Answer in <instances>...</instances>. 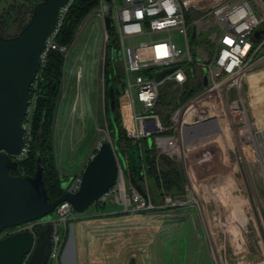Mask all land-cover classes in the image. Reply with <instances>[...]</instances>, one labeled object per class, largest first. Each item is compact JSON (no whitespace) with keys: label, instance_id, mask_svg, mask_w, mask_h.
<instances>
[{"label":"built area","instance_id":"1","mask_svg":"<svg viewBox=\"0 0 264 264\" xmlns=\"http://www.w3.org/2000/svg\"><path fill=\"white\" fill-rule=\"evenodd\" d=\"M65 8L66 5L59 11L58 19ZM90 18L98 20L101 27L96 61L100 75L108 61L121 68L119 118L132 145L142 139L152 149L155 158L163 157L179 165L184 180L181 188L192 197H198L194 184L201 175L225 172L217 165L224 153L227 159H235L236 151L240 156L249 155L257 163L264 183V126L251 116L244 92L246 76L264 70V0H119V5L116 0H96L78 30ZM190 28L194 37L203 31L217 29L207 37L210 42L208 55H200L194 46L190 48L187 40ZM172 30L182 35L184 51L175 48L168 38L153 39ZM54 35L55 29L45 41L40 62L48 51H56L63 58L67 55L68 48L57 46L53 42ZM140 39L143 41L134 46L133 42ZM125 40L130 42L127 47L124 46ZM188 64L197 67L200 82L201 71L205 70V86L161 119L154 112L158 91L166 83L182 86L186 81L185 65ZM166 70L171 71L154 81L159 72ZM76 81H81L80 71L76 74ZM231 90L240 106L236 110L229 108L228 93ZM125 101H128L129 109L125 108ZM22 127L27 134V125L22 123ZM103 141L112 145L107 137L96 141L80 162L66 191L75 190L79 173ZM115 161L114 183L98 203L115 204L123 213L194 205L197 208L191 197L176 200L162 191L159 203L153 205L129 185L120 162L117 158ZM258 219L263 241L259 240V246L255 244L252 248L256 256L243 262L233 258L216 264H264V210ZM68 220L73 221L75 217L64 202L52 213L45 264H58L63 241L58 237L57 228L59 225L64 228ZM37 224L38 221H34L13 227L9 232L2 231L0 239L17 232H27L34 239Z\"/></svg>","mask_w":264,"mask_h":264},{"label":"rangeland","instance_id":"2","mask_svg":"<svg viewBox=\"0 0 264 264\" xmlns=\"http://www.w3.org/2000/svg\"><path fill=\"white\" fill-rule=\"evenodd\" d=\"M15 2L22 4L24 0H15ZM32 2L38 3V0ZM116 4L119 5V0H116ZM28 15H24L23 21L27 20ZM18 30L19 24H11L1 35L3 37H11ZM214 32H217V29L203 31L199 36L191 39L192 28H190L187 34L190 48L192 49V46H194L200 55H208L210 42L207 37ZM100 36L101 27L99 21L94 18L88 19L81 29L76 32L75 39L64 57L63 78L60 86L58 106L60 111H57L54 121L52 141L53 165L56 172L63 179L76 174L80 162L87 156L96 141L105 139V137L111 141L105 103L106 74L103 68L102 76L100 75V69L96 63L100 50ZM167 38L175 48L184 51L183 37L177 31L172 30L153 39ZM141 41L143 40L134 41V46ZM129 45L130 42L125 40L124 46L127 47ZM190 55L192 56V51ZM115 66L120 76L121 68L119 64H115ZM79 71L81 81L78 83L76 74ZM116 83V80L112 83L113 89ZM245 87L244 92L250 104L251 116L260 121L261 126H264V70L259 69L248 74L245 79ZM115 89L118 90L119 88L116 86ZM228 100L230 109L236 110L240 108L235 101L233 90L228 93ZM116 104L118 114V97ZM124 106L129 109L128 101L124 102ZM134 106L137 110L136 103H134ZM31 108L32 102L27 107L25 117L27 124L29 123ZM132 147V150L135 151L134 158L140 166L138 157L141 155L143 162L144 141L139 139L138 143ZM23 155L24 153L16 160L19 161ZM224 156L227 157V154L224 153ZM234 158H228L227 161L229 160L230 171L234 173L236 178L234 182L236 186L234 187L235 192L234 195H231L227 190V192H223L217 198L218 203L222 207L217 203V211L214 212V202H202L200 195L199 197L188 195L186 198L191 197L195 200L202 221L205 222V216L208 218V223L202 225L203 229H201L203 232L202 236L208 243L211 242L212 238L222 237L220 233L224 230V232L228 233L227 238L229 239L237 240L238 238L241 241L243 238L253 258L256 256V252L252 249L254 244L258 238L260 241L263 239L258 217L262 216V211L264 210V183L257 163L249 155L240 156L236 151ZM182 183H184L183 178ZM169 194H171V191ZM206 197L203 198V201L207 200L208 197ZM173 214L171 211L166 210L123 213L121 207L108 202H105L101 208L91 205L82 214L73 212L74 217L79 219L66 222L65 236L63 226L59 225L57 228L58 237L63 241L58 264H61V255L63 253L68 260L71 258L72 263L75 264H127L129 261H133L134 264H146L145 257L147 254H149L151 264H211L204 245L201 243L196 247L195 241V244H192V251L183 248L182 245H176L174 252L167 254V256L165 255L162 261L159 260L157 227L159 223L167 221L170 217L182 215L181 213ZM89 215L96 217L89 219ZM101 215L109 216H105L106 219H104ZM212 217L219 224L229 222V227L226 228L227 226H224L220 230L211 222ZM236 219L244 222L242 223V229H237L231 225ZM104 222H118V224L126 222V225H112L111 228L102 229L99 227V223L103 224ZM196 227L193 222L192 229L189 227L192 230L193 237L195 236V230L199 227L197 222ZM13 229L7 228L4 231L9 232ZM197 232L198 230H196ZM188 235L190 234L188 233ZM199 236L201 237V233ZM186 246L189 248L190 244ZM214 257L213 264H216L218 260ZM142 259L145 260L143 263Z\"/></svg>","mask_w":264,"mask_h":264},{"label":"water","instance_id":"3","mask_svg":"<svg viewBox=\"0 0 264 264\" xmlns=\"http://www.w3.org/2000/svg\"><path fill=\"white\" fill-rule=\"evenodd\" d=\"M68 1L39 0L33 6L27 23L16 35L0 36V233L7 228L38 221L34 239L27 232H17L0 239V264H45L54 209L66 202L74 213L82 214L113 185L115 158L122 166L115 147L103 141L83 166L75 190L66 191L73 181L70 176L61 184L63 194L54 200H49L44 190L38 158L31 177L15 175L16 159L24 149L22 123L27 113L28 91L38 71L45 41L56 28L59 11ZM170 71L159 72L154 81ZM201 72V85L204 87L205 70ZM105 103L106 116L111 121L114 101L110 83L106 85ZM128 183L150 203L158 204L129 175Z\"/></svg>","mask_w":264,"mask_h":264},{"label":"trees","instance_id":"4","mask_svg":"<svg viewBox=\"0 0 264 264\" xmlns=\"http://www.w3.org/2000/svg\"><path fill=\"white\" fill-rule=\"evenodd\" d=\"M32 1L34 0H24L22 4H18L15 0H0V36L11 24H19L20 30L27 23L31 10L37 3ZM95 3L96 0L68 1L65 11L60 15L55 28L53 42L57 46L66 48L71 46L81 22L93 9ZM25 14L29 15L27 20L23 21ZM63 63L62 54L56 51H48L44 60L39 64L38 71L28 91V104L32 102L29 123L27 124L25 118L23 120V124L28 127V133L24 134V155L19 161L16 160L17 169L15 175L31 177L35 171L36 158L39 159V165L42 168L43 187L49 200H54L63 194L64 190L61 189V184L66 180L59 176L55 170L52 146L54 121L59 106ZM195 67L194 64L185 65L186 81L182 86L176 87L173 83H166L160 87L154 112L161 119L165 118L170 110L195 95L201 89L199 70ZM104 69L107 84L110 83L112 87L114 101L112 120L109 121L107 118V124L111 134V143L121 157V167L124 173L127 176H131L137 185L151 194V198L158 203L161 191L167 194L171 191L169 195L176 200H182L184 191L180 187L182 174L179 165L163 157L155 158L152 149L148 148L145 143L144 160L142 162V156L139 155L140 166L137 164L134 158L135 151L132 150L133 145L126 137L125 131L121 126L119 113L117 114L116 110V99L121 92L120 76L117 73L115 64L109 61L105 63ZM115 80L117 81L115 88L117 86L118 90L113 89L112 86ZM93 205L99 207L100 203L95 202ZM166 211H171L174 214L181 213L182 215L170 217L166 221L167 226L169 225L168 228L164 232H157L158 238L161 239L171 237L178 232L185 219L182 208H173ZM163 233L164 235H162ZM127 264H133V261H129Z\"/></svg>","mask_w":264,"mask_h":264},{"label":"crops","instance_id":"5","mask_svg":"<svg viewBox=\"0 0 264 264\" xmlns=\"http://www.w3.org/2000/svg\"><path fill=\"white\" fill-rule=\"evenodd\" d=\"M62 78H63V69H62ZM59 111H60V109L58 110V112ZM228 162L229 161H227L226 156H224V154L223 155L221 154L218 161H217V165H219L221 169L225 170V172L201 175L200 178L194 184V186L196 187V189L198 191V197L200 195L202 202L209 203L210 201H212V203L213 202L215 203L214 204V212L217 211V203L219 202L217 200V198L219 196H221L223 194V192H227V190H228L231 195H234V192H235L234 187H236V186H235L234 182H235L236 178L234 176V173H232L230 171V165ZM236 192H237V190H236ZM188 195L190 196L191 193L183 192V196H182L183 199H185ZM205 196H207L208 198L206 197L207 200L203 201V198ZM219 204L220 203H218V205ZM100 205H99V207H96L94 205V207H96V208L103 207V204L101 206ZM220 207H222L221 204H220ZM182 209H183V212L185 215V219H184L183 224L179 228L178 232L174 233L171 237H164L162 239L158 238V242H157V244L159 246L158 256H159L160 261L163 260L165 255L167 256V254L174 252L176 245H182L183 248H185L189 251L190 250L192 251V244H195L194 241L196 242V247H197V245L199 246L201 243L204 245L205 251L207 252V255L210 259L211 264H213V262H214V260H213L214 256H215L214 258H216L220 262H222V261L229 262L233 258L237 259V261H239V262H243L246 259H252V257H251L252 255L250 254L249 249L247 247V244H246V242H244V239L242 238L241 241L237 237H236L237 240L229 239V238H227L228 233L224 232V230H222V232L220 233L222 237L212 238L211 242L208 243L207 240L202 236L203 232L201 230V229H203L202 225L208 223V218L205 216V222L202 221V219L200 218V215L198 213V209L194 206H187V207H183ZM94 215L93 216L89 215L88 218L94 219V217H96ZM105 216L108 217L109 215H101V217H104V219H106ZM78 219L75 218V221ZM215 220H216L215 218H213V217L211 218V222L214 224L215 227L220 228V230L223 229L224 226H227L226 228H228L230 225V224H228L229 222L228 223L226 222V224H219V222H215ZM240 221L238 219H236L232 222L233 224H231V225L237 229H240V228L242 229L243 228L242 223H244V222L243 221L240 222ZM192 222L195 224V228H197L196 222L199 225L198 229H196V230H198V232L196 233V230H195V236L194 237L192 236V230L189 229V227L192 229ZM124 224L126 225V222H122L119 224H118V222L117 223L116 222L115 223H111V222L105 223L104 222L103 224L99 223V227H101L102 229H105V228L108 229V228H111L112 225L113 226H117V225L122 226ZM76 226H75V228H76ZM168 226H167L166 221L159 223L158 227H157V232L158 233L164 232L165 229L168 228ZM70 230H71V226H70ZM63 233L65 236L66 224H65ZM188 233L190 235H188ZM200 233H201V237L199 236ZM162 235H164V233ZM262 235H263V232H262ZM258 243H259V238L257 239V242L255 244L258 245ZM188 244H190L189 248H187V246H186ZM62 246H63V244H62ZM77 247H78V244H77ZM145 260L142 259V263H143V261H145L146 264H151L150 259H149V254L146 255ZM61 264H75V263H72L71 258H70V260H68L67 256L63 253V255H61ZM133 264H134V262H133Z\"/></svg>","mask_w":264,"mask_h":264}]
</instances>
